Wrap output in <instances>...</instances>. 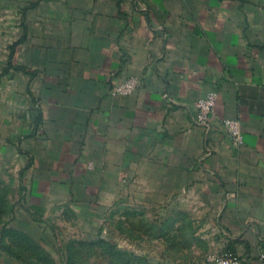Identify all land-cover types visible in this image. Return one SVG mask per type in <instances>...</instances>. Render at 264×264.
<instances>
[{
	"label": "crops",
	"instance_id": "1",
	"mask_svg": "<svg viewBox=\"0 0 264 264\" xmlns=\"http://www.w3.org/2000/svg\"><path fill=\"white\" fill-rule=\"evenodd\" d=\"M0 157L34 208L94 217L134 192L181 207L214 253L262 264L264 0H0Z\"/></svg>",
	"mask_w": 264,
	"mask_h": 264
},
{
	"label": "rangeland",
	"instance_id": "2",
	"mask_svg": "<svg viewBox=\"0 0 264 264\" xmlns=\"http://www.w3.org/2000/svg\"><path fill=\"white\" fill-rule=\"evenodd\" d=\"M24 184L23 169L0 157V264H210L217 254L203 228L179 221L181 207L131 192L86 216L66 199L30 206Z\"/></svg>",
	"mask_w": 264,
	"mask_h": 264
},
{
	"label": "built area",
	"instance_id": "3",
	"mask_svg": "<svg viewBox=\"0 0 264 264\" xmlns=\"http://www.w3.org/2000/svg\"><path fill=\"white\" fill-rule=\"evenodd\" d=\"M136 85L137 81L135 78H127L122 82L116 83L111 92L114 95L132 94ZM215 102L216 96L214 93H209L195 102L199 124H208ZM222 125L233 146L237 148L240 147L243 144V135L240 130L239 122L235 119L226 118L222 121ZM259 260L264 264V253L259 254ZM208 262L210 264H242L241 256L230 250H224L221 253L210 256Z\"/></svg>",
	"mask_w": 264,
	"mask_h": 264
}]
</instances>
